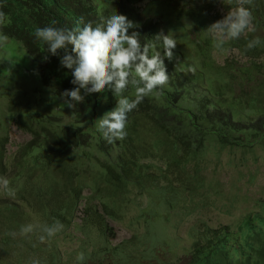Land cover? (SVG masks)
Here are the masks:
<instances>
[{"label":"trees","instance_id":"16d2710c","mask_svg":"<svg viewBox=\"0 0 264 264\" xmlns=\"http://www.w3.org/2000/svg\"><path fill=\"white\" fill-rule=\"evenodd\" d=\"M146 1L0 0V34L22 43L38 64L43 85L54 84L61 93L74 87L71 72L34 35L53 21L73 28L88 22L96 26L112 13L124 15L138 26L129 34L138 31L142 43H154L153 51L162 52L154 37L169 35L164 29L171 19L186 18L196 26L188 34L199 54L197 60L174 52L172 60H165L168 82L128 113L125 137L111 144L95 125L119 99L111 92L85 96L72 110L70 126L51 115H29L10 105L14 122L31 139L8 162L10 139L0 135V177L11 189V194L0 189V264H96L104 259L106 264H119L133 242L112 248L109 221H124L134 198L160 196L174 210L205 195L206 165L213 150L245 157L258 149L264 153V0H242L251 13L252 30L224 45L239 50L245 62L227 59L223 66L209 57L213 41L204 42L205 48L200 45L211 3L199 12L171 4L169 14H159L161 20L168 17L163 25L161 20L141 18L135 5ZM256 38L260 43L247 48ZM124 96L134 99L135 90L129 87ZM82 205L85 219L79 230L97 237L85 238L68 256L59 242L71 234ZM147 213L139 220L148 226L154 216L153 211ZM57 222L62 229L47 237L43 229ZM28 225L33 230L22 233ZM193 239L189 257L179 264H264V200L235 230L205 227Z\"/></svg>","mask_w":264,"mask_h":264},{"label":"rangeland","instance_id":"374dc122","mask_svg":"<svg viewBox=\"0 0 264 264\" xmlns=\"http://www.w3.org/2000/svg\"><path fill=\"white\" fill-rule=\"evenodd\" d=\"M209 3L212 5L208 13L209 21L200 30V45L205 48L204 42L209 45L213 41L209 57L219 66H223L227 59L244 63L245 59L239 50H229L224 44L218 48L213 34L207 31L230 10L243 6L242 0H148L136 4L135 9L142 13L141 18L145 21H159L161 12L170 13L167 7L171 4L199 12ZM148 10V14L144 13ZM167 18L165 16L161 20L163 25L168 21ZM168 24L164 30L176 41L173 52L198 60V51L188 34L196 26L186 18L181 22L171 19ZM251 30L252 27L244 34ZM61 94L54 84L51 88L43 85L39 66L29 57L22 43L0 34V135H8L10 139L8 162L19 147L31 139L29 133L14 122L13 114L8 110L10 105L14 104L17 111L25 110L29 115L35 111L40 115H51L62 126H70L73 124L72 109L63 103ZM206 166L208 188L205 189V195L180 204L174 210H169L160 196L134 198L124 221H109L113 228V235L109 238L112 248L128 241L133 242V248L120 256L119 264H179L189 257L193 237L202 233L205 227L218 229L229 226L235 230L264 200V153L261 150L248 157L230 150H213ZM88 194L86 191L85 195ZM84 210L85 205H82L71 234L59 242L61 251L68 256L75 252L83 240L86 241L85 238L92 236L95 240L97 237L94 233L86 235L79 230L85 219ZM148 211H153L154 217L147 226L139 219L146 217ZM88 251L92 252V248L88 247ZM106 263V259L96 262Z\"/></svg>","mask_w":264,"mask_h":264},{"label":"clouds","instance_id":"9594fccd","mask_svg":"<svg viewBox=\"0 0 264 264\" xmlns=\"http://www.w3.org/2000/svg\"><path fill=\"white\" fill-rule=\"evenodd\" d=\"M136 27L126 16L112 13L96 26L88 22L82 27L78 24L66 28L56 26L53 21L51 26L37 28L34 34L38 41L46 45L47 53L59 56L61 66L71 72L74 87L61 94L68 109H76L85 96L98 92H111L119 98L115 107L95 123L110 144L125 137L128 113L136 109L145 97L162 91L169 79L165 60L173 59L176 48V41L171 36L160 33L154 40L161 42L163 51H153L156 44L142 43L138 31L129 34V30ZM250 28L251 13L240 6L230 10L207 31L213 34L219 48L226 41L239 39ZM259 43V38L251 40L247 48L252 49ZM129 87L135 90L132 100L124 96ZM0 189H7L11 194L9 181L4 177H0ZM62 227L57 222L46 226L43 231L47 237H53ZM32 230V226L28 225L21 232L27 234ZM45 238L40 236L41 241ZM33 264L39 262L33 261Z\"/></svg>","mask_w":264,"mask_h":264}]
</instances>
